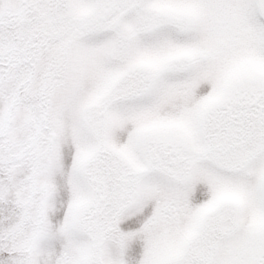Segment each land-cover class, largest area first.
<instances>
[{
  "label": "snow or ice",
  "instance_id": "snow-or-ice-1",
  "mask_svg": "<svg viewBox=\"0 0 264 264\" xmlns=\"http://www.w3.org/2000/svg\"><path fill=\"white\" fill-rule=\"evenodd\" d=\"M0 264H264V0H0Z\"/></svg>",
  "mask_w": 264,
  "mask_h": 264
}]
</instances>
